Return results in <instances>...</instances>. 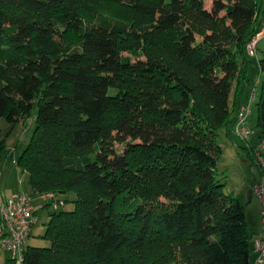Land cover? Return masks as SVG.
I'll return each instance as SVG.
<instances>
[{
	"label": "trees",
	"instance_id": "1",
	"mask_svg": "<svg viewBox=\"0 0 264 264\" xmlns=\"http://www.w3.org/2000/svg\"><path fill=\"white\" fill-rule=\"evenodd\" d=\"M205 3L0 0V118L38 107L18 170L35 194L76 195L71 210L51 197L49 245H30L32 229L23 264H254L217 134L235 135L264 0Z\"/></svg>",
	"mask_w": 264,
	"mask_h": 264
},
{
	"label": "rangeland",
	"instance_id": "2",
	"mask_svg": "<svg viewBox=\"0 0 264 264\" xmlns=\"http://www.w3.org/2000/svg\"><path fill=\"white\" fill-rule=\"evenodd\" d=\"M212 1L206 0L205 6L209 10L212 8ZM113 11L128 18L130 17V13H132V10L127 5H116ZM123 52L127 55L130 51L125 48ZM260 56H264V37L258 42L257 55H249V81L241 95L242 104L246 105L251 102L252 112L248 117L249 125L255 128L257 133L261 132V129L257 127L258 102L261 94L259 81L263 79L258 63ZM253 94H255L254 99L252 98ZM37 112L38 107L35 106L31 114L17 124L9 123L4 117L0 118V200L5 196L4 199L11 197L18 192L30 195L32 199L31 203L36 208L37 221L29 244L32 246H47L49 245V241L42 236L47 229L50 215L56 211L52 203L58 201V199L63 200L66 203L64 207L71 210L75 207L73 200L76 198V195L73 192L59 195L58 192H50L48 195L35 194L29 173L21 174L18 170L17 161L20 158V154L28 146L33 135L36 127ZM217 139L223 148V152L218 159L219 171L220 175L225 179L228 189L230 187L240 188L246 178L249 179L255 173L259 174V171L261 172L256 162L252 161V157L247 152L248 149L244 147L243 140L235 135H228L226 125L219 129ZM116 147L121 149L122 145L117 143ZM251 168L253 169L251 170ZM252 173L254 174L252 175ZM8 193L14 194L9 196ZM53 195L57 196L54 201L51 199ZM134 199H138L136 192H132L125 200ZM253 244L254 240L252 239V247ZM5 262L6 252L0 248V264H5Z\"/></svg>",
	"mask_w": 264,
	"mask_h": 264
},
{
	"label": "built area",
	"instance_id": "3",
	"mask_svg": "<svg viewBox=\"0 0 264 264\" xmlns=\"http://www.w3.org/2000/svg\"><path fill=\"white\" fill-rule=\"evenodd\" d=\"M264 37V29L247 44L249 55L257 54L258 42ZM252 98H255L253 94ZM251 102L240 109L233 127V133L249 144L256 131L249 125ZM254 147L255 162L260 167L261 179L254 185L253 193L261 206L262 234L256 239L257 256L254 264H264V140ZM31 196L18 192L4 199L0 204V248L15 258L18 264H23L27 241L35 223V209ZM56 206V204H55Z\"/></svg>",
	"mask_w": 264,
	"mask_h": 264
},
{
	"label": "crops",
	"instance_id": "4",
	"mask_svg": "<svg viewBox=\"0 0 264 264\" xmlns=\"http://www.w3.org/2000/svg\"><path fill=\"white\" fill-rule=\"evenodd\" d=\"M238 114H239V112H238ZM258 143H259L258 136H253L250 139L249 144L247 142L243 141V145H244V147H247L248 153L251 152L252 150L254 153V147L253 146H256ZM252 159H253L252 161L255 162V154H253ZM252 169L253 168H251V170ZM260 173H261L260 171H259V174L258 173H255V174L252 173V175L253 174L254 175L252 177H250L249 179L246 178L245 181L242 183V186L240 188H237V189L234 187L229 188L230 191H233L236 195H238L240 197V199L242 200V202L245 205L248 223H249V226L251 228V232H252L253 240H254V244L252 247L254 260L256 259V256H257V248L255 245V241L262 234L261 207H260V203L258 202L256 196L253 193L254 185L261 179ZM12 194H14V193H8L9 196ZM45 195H48V194H45ZM5 197H3L0 200V203ZM35 210H36V208H35Z\"/></svg>",
	"mask_w": 264,
	"mask_h": 264
}]
</instances>
